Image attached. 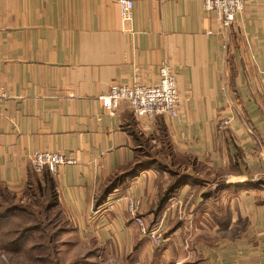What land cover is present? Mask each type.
Wrapping results in <instances>:
<instances>
[{
    "label": "crops",
    "instance_id": "1",
    "mask_svg": "<svg viewBox=\"0 0 264 264\" xmlns=\"http://www.w3.org/2000/svg\"><path fill=\"white\" fill-rule=\"evenodd\" d=\"M0 0V185L21 192L37 150L76 159L54 175L74 229L129 264H264V0L219 33L200 0ZM212 32V34H209ZM177 76V117L138 118L99 100L114 84ZM230 119L220 129V121ZM96 208L110 179L136 165ZM189 179L158 212L174 181ZM131 200L159 247L131 218ZM111 258V256H109Z\"/></svg>",
    "mask_w": 264,
    "mask_h": 264
},
{
    "label": "built area",
    "instance_id": "2",
    "mask_svg": "<svg viewBox=\"0 0 264 264\" xmlns=\"http://www.w3.org/2000/svg\"><path fill=\"white\" fill-rule=\"evenodd\" d=\"M207 13L214 16L218 31L223 36L229 33L237 16L242 13L249 0H200ZM120 12L125 23L133 21L134 0H118ZM212 34V32H209ZM10 98L9 94L0 88V102ZM99 100L110 113L119 111L122 107L130 109L138 118L153 119L159 115L177 117L180 111L181 98L178 90L177 76L169 64H163L159 71V81L155 85L114 84L110 90L100 95ZM230 119L220 121V129L229 126ZM32 169L41 173L44 169L56 175L59 169L67 165H76L77 161L60 152L37 150L30 157ZM129 214L137 224L141 235L160 246L164 234V220L152 225L140 216V202L131 200Z\"/></svg>",
    "mask_w": 264,
    "mask_h": 264
},
{
    "label": "rangeland",
    "instance_id": "3",
    "mask_svg": "<svg viewBox=\"0 0 264 264\" xmlns=\"http://www.w3.org/2000/svg\"><path fill=\"white\" fill-rule=\"evenodd\" d=\"M25 189L19 193L6 189L0 192V215L13 206L23 209L8 223L4 219L0 222V264H129L110 255L106 245L88 237L86 232L81 234L74 229L58 209H53L41 224L31 211H39L40 198L34 195L35 190L27 194ZM153 220L152 225L158 222L156 217ZM32 228L39 230L21 239L25 230Z\"/></svg>",
    "mask_w": 264,
    "mask_h": 264
},
{
    "label": "trees",
    "instance_id": "4",
    "mask_svg": "<svg viewBox=\"0 0 264 264\" xmlns=\"http://www.w3.org/2000/svg\"><path fill=\"white\" fill-rule=\"evenodd\" d=\"M142 168H145L144 165H136L126 171L125 174H117L112 179H110L106 187L97 196L96 208L104 204L110 194H112L113 191L117 187H119L124 180H126V178L133 176ZM164 168H166V170L172 176H174V181L165 195L161 198L159 202L158 212L165 207V204L173 196V194H175V192L180 189L189 179L188 175H186L185 173H181V171L179 170L173 169L174 167L170 166ZM25 188V193L28 194L29 191L35 190L34 195L40 198V200H37L39 211H33V209L31 211L34 216L39 217V220H41V224L44 223L43 221L48 218L53 209H58L59 214H64L59 204L54 175L49 171V169H44L41 174L33 172L30 175L29 181L27 182ZM4 189L8 190L6 187L0 185V192ZM20 211H23L21 206H13L5 209L3 214L0 215V222L2 221V219H4L5 222H9L13 218V216L18 215ZM33 230L34 232H37V230L39 229L35 230L34 228H32L30 230H25V232L22 234L23 236L21 237V239L27 238Z\"/></svg>",
    "mask_w": 264,
    "mask_h": 264
}]
</instances>
